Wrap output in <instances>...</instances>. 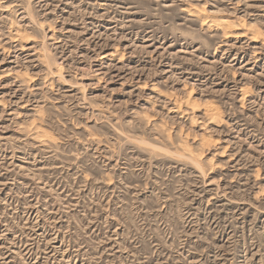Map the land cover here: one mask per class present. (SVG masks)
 <instances>
[{
  "label": "rangeland",
  "instance_id": "obj_1",
  "mask_svg": "<svg viewBox=\"0 0 264 264\" xmlns=\"http://www.w3.org/2000/svg\"><path fill=\"white\" fill-rule=\"evenodd\" d=\"M0 264H264V0H0Z\"/></svg>",
  "mask_w": 264,
  "mask_h": 264
}]
</instances>
